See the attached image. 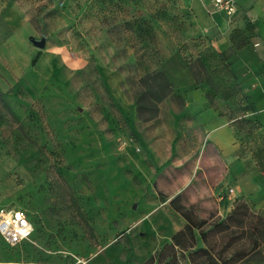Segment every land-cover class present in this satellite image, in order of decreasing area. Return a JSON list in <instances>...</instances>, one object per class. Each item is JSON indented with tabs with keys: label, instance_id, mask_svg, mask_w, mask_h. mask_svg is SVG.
I'll return each mask as SVG.
<instances>
[{
	"label": "rangeland",
	"instance_id": "obj_1",
	"mask_svg": "<svg viewBox=\"0 0 264 264\" xmlns=\"http://www.w3.org/2000/svg\"><path fill=\"white\" fill-rule=\"evenodd\" d=\"M234 1L229 16L210 0H0V209L17 203L35 225L23 248L0 238V264H159L185 213L213 224L216 249L237 234L255 244L233 264H264L255 216L242 224L252 234L222 239L217 224L236 201L264 217V0ZM185 66L205 98L196 109L169 74ZM152 71L172 93L144 120L134 96Z\"/></svg>",
	"mask_w": 264,
	"mask_h": 264
},
{
	"label": "trees",
	"instance_id": "obj_2",
	"mask_svg": "<svg viewBox=\"0 0 264 264\" xmlns=\"http://www.w3.org/2000/svg\"><path fill=\"white\" fill-rule=\"evenodd\" d=\"M245 43L246 42H241L238 47L244 46ZM205 54L206 57H220L219 61L222 64V67H227V63L224 64L225 57L223 54H217L214 51L208 50ZM36 57L37 54L32 58L31 63L35 62ZM140 82L143 86V90L137 93L134 98L139 112L145 113V116H143L144 120H148L155 117L157 114L156 103L171 95L172 84L161 71H152L146 73L140 77ZM206 95L208 96V92H206ZM246 215L255 216L257 222L262 227L259 235L264 237V217L249 212L248 204L242 201H236L227 216L217 223L218 225L222 226L223 230L220 237L223 239L226 234L237 232L239 234H243L245 232L252 234L255 227L248 225V231H246L242 226L244 222V216ZM184 216L187 220L186 223L172 235L171 241L169 243L164 245L156 254L151 256V260L156 261L159 264H178L176 253L177 250H180L181 255L185 258V264H197L195 259L200 254L206 255V259L209 260V264H233L235 261L241 258V256L251 253V251L255 248V244H253L252 248L246 249L243 247L241 236L237 234L232 237L229 236L228 239L223 241L221 247L216 249L215 244L209 239V235L213 229V224L206 222L205 220H196L186 213ZM29 219L32 221L30 217ZM227 230L229 231L227 232ZM197 234L202 240L204 247H196ZM28 243L29 241L26 242L24 246H26ZM228 249H230V253H228Z\"/></svg>",
	"mask_w": 264,
	"mask_h": 264
},
{
	"label": "crops",
	"instance_id": "obj_3",
	"mask_svg": "<svg viewBox=\"0 0 264 264\" xmlns=\"http://www.w3.org/2000/svg\"><path fill=\"white\" fill-rule=\"evenodd\" d=\"M220 43V42H219ZM170 77L177 89L183 91L182 95L186 101V105L190 109H196L201 107L205 98L199 91L192 86L195 83V79L188 67H178L170 71ZM203 117H211L209 121V127L211 129V138L219 146H226L231 143L232 134L229 126L218 116H213L212 111H205L202 113ZM243 171V161L240 157L235 156L231 158L229 162V172L233 175H238ZM236 190V187H234ZM234 190V191H235ZM229 204H224V208L227 209Z\"/></svg>",
	"mask_w": 264,
	"mask_h": 264
},
{
	"label": "built area",
	"instance_id": "obj_4",
	"mask_svg": "<svg viewBox=\"0 0 264 264\" xmlns=\"http://www.w3.org/2000/svg\"><path fill=\"white\" fill-rule=\"evenodd\" d=\"M210 6L213 11H222L229 16L236 12L234 0H210ZM234 190V187L229 188L230 193ZM33 231V222L20 205L12 202L0 209V238L6 245L23 248L31 240Z\"/></svg>",
	"mask_w": 264,
	"mask_h": 264
},
{
	"label": "water",
	"instance_id": "obj_5",
	"mask_svg": "<svg viewBox=\"0 0 264 264\" xmlns=\"http://www.w3.org/2000/svg\"><path fill=\"white\" fill-rule=\"evenodd\" d=\"M29 40L34 46H36L38 48H44L45 42H46V37L41 36L40 38H35V37L31 36L29 38Z\"/></svg>",
	"mask_w": 264,
	"mask_h": 264
}]
</instances>
